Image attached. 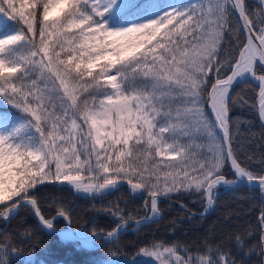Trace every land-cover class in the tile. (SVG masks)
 <instances>
[{
	"label": "snow or ice",
	"instance_id": "1",
	"mask_svg": "<svg viewBox=\"0 0 264 264\" xmlns=\"http://www.w3.org/2000/svg\"><path fill=\"white\" fill-rule=\"evenodd\" d=\"M250 80L264 122V0H0V101L15 109L0 111V219L23 209L52 234L58 217L72 223V210L56 201L46 218L42 186L102 197L126 183L148 214L136 219L116 204L106 235L60 233L93 247L117 244L130 221L136 230L157 222L160 198L172 193H198L205 212L221 185L264 196V159L259 174L241 162L229 114L233 86ZM259 219L264 245V210ZM11 239L0 243V264L18 251ZM230 239L205 237L195 252L152 241L111 264H244Z\"/></svg>",
	"mask_w": 264,
	"mask_h": 264
},
{
	"label": "trees",
	"instance_id": "2",
	"mask_svg": "<svg viewBox=\"0 0 264 264\" xmlns=\"http://www.w3.org/2000/svg\"><path fill=\"white\" fill-rule=\"evenodd\" d=\"M171 2H178L173 1ZM189 2V0H179ZM250 6L257 2L247 0ZM243 40V36L240 37ZM259 88L249 81L247 84L235 85L231 96L238 101L230 105V116L238 123L237 147L241 148L238 156L249 170L259 174L262 170L260 161L264 159V126L257 114V97ZM243 97L241 100L240 98ZM8 112H15L10 105L3 107ZM251 157L249 160L248 158ZM225 168L223 174L227 179H233L234 173ZM214 197L215 208L207 215L196 216L188 213L184 207L194 212H203L206 202L198 193H172V199L179 200L184 207L168 201H160L161 219L135 229L121 233L117 244H105L97 249L77 248L71 241H62L57 234H49L42 230L37 218L29 211L21 210L18 215L6 222L0 220V243L6 237H11V243L18 249L11 255V264H111L115 259H132L139 257L141 248L151 247L152 241L165 244H186L195 252L196 245L209 238L215 243L224 237H231L226 247L231 248L238 260L243 258L244 264H264V253L261 244L260 214L264 210L262 193L258 188L240 186L232 191L216 189ZM40 207L46 218L56 216L58 207L56 201L67 204L71 208L72 223L68 224L62 217L54 221V228L93 231L98 235H106L115 228L117 220L110 215L109 210L119 204L127 212H133L136 219L148 214L144 206V197L130 193L125 183L118 190L105 196H86L78 194L70 186L48 185L41 187ZM134 221V220H133ZM103 230V232H101ZM243 242L238 247L236 237ZM104 243L102 239L96 241ZM254 250L248 255L249 248ZM147 259V258H146ZM158 264V262H157Z\"/></svg>",
	"mask_w": 264,
	"mask_h": 264
},
{
	"label": "water",
	"instance_id": "3",
	"mask_svg": "<svg viewBox=\"0 0 264 264\" xmlns=\"http://www.w3.org/2000/svg\"><path fill=\"white\" fill-rule=\"evenodd\" d=\"M258 98H259V94H258ZM257 98V99H258ZM257 113H258V115H259V99L257 100ZM259 119H260V117H259ZM260 121H261V119H260ZM262 122V121H261ZM263 124H264V122H262ZM222 188H224L225 189V187L224 186H221ZM239 187V186H238ZM238 187H235L234 189H225V190H235L236 188H238ZM160 200H165V201H168V202H170V203H173V204H175V205H177V206H183L180 202H178V201H176V200H173V199H169V198H163V197H161L160 198ZM214 207H215V203L213 204V207L211 208V209H209L207 212H204V213H196V212H193V211H191V210H188V209H186V211L188 212V213H190V214H192V215H196V216H199V215H205V214H207V213H210L213 209H214ZM9 221V220H8ZM67 230H71L72 232H76L77 230H75V229H72V228H67ZM62 230H55V233L57 234V233H59V232H61Z\"/></svg>",
	"mask_w": 264,
	"mask_h": 264
},
{
	"label": "rangeland",
	"instance_id": "4",
	"mask_svg": "<svg viewBox=\"0 0 264 264\" xmlns=\"http://www.w3.org/2000/svg\"><path fill=\"white\" fill-rule=\"evenodd\" d=\"M174 1H176V0H174ZM254 1V3H255V1L257 2L258 0H253ZM5 104L2 102V101H0V107H3ZM0 111H6L4 108H0ZM74 241H78V240H74ZM79 242V244H81L80 243V241H78ZM97 243V242H96ZM94 247V246H93Z\"/></svg>",
	"mask_w": 264,
	"mask_h": 264
},
{
	"label": "bare ground",
	"instance_id": "5",
	"mask_svg": "<svg viewBox=\"0 0 264 264\" xmlns=\"http://www.w3.org/2000/svg\"><path fill=\"white\" fill-rule=\"evenodd\" d=\"M254 82H256V81H254ZM256 83H258V82H256ZM259 99V98H258ZM222 186V185H221ZM221 186H219V187H221ZM61 236V235H60ZM63 239H67V238H63Z\"/></svg>",
	"mask_w": 264,
	"mask_h": 264
}]
</instances>
